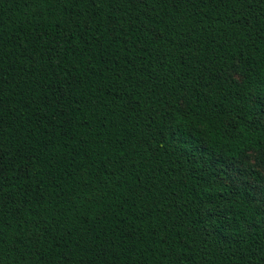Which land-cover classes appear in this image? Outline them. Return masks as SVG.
Listing matches in <instances>:
<instances>
[{
	"label": "trees",
	"instance_id": "trees-1",
	"mask_svg": "<svg viewBox=\"0 0 264 264\" xmlns=\"http://www.w3.org/2000/svg\"><path fill=\"white\" fill-rule=\"evenodd\" d=\"M250 153L264 0H0V264H260Z\"/></svg>",
	"mask_w": 264,
	"mask_h": 264
},
{
	"label": "rangeland",
	"instance_id": "rangeland-1",
	"mask_svg": "<svg viewBox=\"0 0 264 264\" xmlns=\"http://www.w3.org/2000/svg\"><path fill=\"white\" fill-rule=\"evenodd\" d=\"M251 169H255L264 175V163L259 160L257 153H250L244 159L232 164L226 181L229 185L237 187L253 186L254 179L251 176Z\"/></svg>",
	"mask_w": 264,
	"mask_h": 264
},
{
	"label": "snow or ice",
	"instance_id": "snow-or-ice-1",
	"mask_svg": "<svg viewBox=\"0 0 264 264\" xmlns=\"http://www.w3.org/2000/svg\"><path fill=\"white\" fill-rule=\"evenodd\" d=\"M69 2H71V0H69ZM81 2L93 3L94 4L96 2V0H81ZM122 2L132 6L133 8H138V7L142 6V5L143 6H147V4L149 3V0H122ZM159 38L163 39L162 36L159 37ZM237 75H239V74L237 73ZM239 79L241 80V83H243L245 80L248 79V77L240 75ZM258 213H264V209L258 210ZM253 227H255L254 224H250L249 225L250 229L253 228ZM0 235H2V233H0ZM2 255H3V253H2V251H0V257H2ZM258 258L260 260V264H264V255H259Z\"/></svg>",
	"mask_w": 264,
	"mask_h": 264
}]
</instances>
